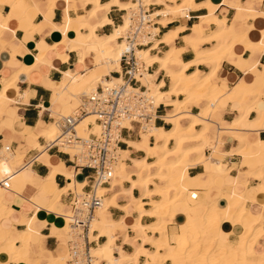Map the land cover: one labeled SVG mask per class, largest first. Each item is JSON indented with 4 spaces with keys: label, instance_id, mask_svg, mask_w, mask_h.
<instances>
[{
    "label": "bare ground",
    "instance_id": "1",
    "mask_svg": "<svg viewBox=\"0 0 264 264\" xmlns=\"http://www.w3.org/2000/svg\"><path fill=\"white\" fill-rule=\"evenodd\" d=\"M7 1L0 0V4L4 5ZM74 1L51 0L50 10H48L52 12L59 2ZM85 1L94 5L90 17H95L99 12H108L110 5H115L121 12L127 13L123 17L124 22L115 27L110 35L103 37L98 36L96 32L98 28L105 27L106 23L100 22L98 27L92 26L89 22L90 17H83L80 21V29L85 31L84 33L71 35L66 27L62 31L65 36L64 40L49 49L57 53L58 62L63 63L68 61L69 52H75L78 49L84 51L85 54L93 51L99 58V64L93 69H88L85 59H81L80 64L83 65L84 74L76 71L66 72L63 74L62 81L54 84V87L58 88L54 93V101L57 102L62 96H67L71 102L78 103L75 109L82 102L81 96L87 93L90 88H92L91 91H96L99 85L105 86L109 83L122 81H117L111 75L112 71L117 69L118 63L121 64L124 49V43L118 39L130 24V11L135 9L138 4L144 2L146 5L164 7L163 10L154 12L153 15L161 16L156 19L161 26H168L177 21L183 23L189 17L190 12L209 6V3L198 6L196 0H167V2L165 0H136V2L127 4H122L119 0H111L110 5H100L98 0ZM21 2L22 8L19 14L22 15L24 11L29 9L30 1L16 0L12 2V5ZM168 16H173V19H168ZM11 18L12 15L9 16V19ZM252 19L264 21V14L254 13ZM71 22L72 19L67 18V23ZM109 23L111 24V22ZM44 25L51 27L52 30L57 29L55 25L47 21ZM204 25L216 26L217 30L207 34V28ZM6 29H8L7 22H0V40H2L3 31ZM185 29L186 26H181L165 34L161 40L155 41L152 51L157 50L158 45L174 44ZM253 29H255V25L247 23L246 31L238 33L235 27L228 26L226 17L220 19L211 14L200 20L195 30L197 37L186 36L183 38L185 46L196 55L192 62L184 63L180 58L185 47L173 45L163 58L151 57L150 52H141L144 49L137 50V56L145 67V70L140 72L137 78L142 85L148 86L147 92L153 98L156 107L163 105L172 109V112L165 117V121L172 125V128L170 130L157 128L154 126L156 125L154 120H152L150 123L144 124L139 131L140 142H127L130 149L144 153L145 157L142 160L131 159L129 151L119 149V159L111 186L120 187L121 191L108 200L106 199L108 195L106 189H111V187L100 189V194L105 195V197L103 205L92 223L91 241L99 240L102 237L107 238V243L102 248L98 249L99 247H97V251L92 249L94 257L98 259L96 264L106 261L100 259L101 257L108 258L107 264H138L141 257L147 259L146 264H264V250H261L260 242L264 238V219L252 216L250 214L252 209L249 206L252 204L264 209V184H261L262 182L250 186V182L244 184L236 179L233 185L225 188L224 195L219 200L206 208L193 205L186 199L187 195L191 193L201 195L199 189H205L203 193H206L207 189L213 185L216 177L228 173L222 169L223 160L227 155H231L223 151L225 140L238 138L240 143H244V140L237 137L233 132L241 126L249 127L248 116L253 110L248 107V104L256 103L263 93V88L242 81L231 91H228V86L219 79L218 72L222 63L231 57H237L240 68L245 69L243 56L236 51L237 46H242L246 51L251 52L264 51V44L261 39L253 41L250 38V32ZM37 30L38 28L35 27L27 33L33 35ZM260 31L263 37L262 30ZM152 32L157 34L159 29L154 28ZM203 45H212V47L202 49ZM151 46L149 47L151 48ZM47 53H42L37 57L34 67L48 64ZM153 65H159L161 72L166 73L171 85L169 91L162 92L161 89L165 87V84H155V77L148 73V69ZM199 65L208 66L211 71L204 74L197 69L192 73H187L190 68ZM13 89L18 93L15 77L9 79L4 90H2L3 92L0 93V115L4 114L12 103L17 101L7 96L8 90L10 92ZM182 96L184 99L180 100L179 98ZM221 99L233 103L241 116L236 118L237 120L227 128L220 129L218 139L213 140L209 138V135L220 122L218 110ZM202 104H205L203 108H201ZM190 106L201 108L200 112L191 113ZM43 107L45 109L48 105ZM73 111L66 116L56 117L55 120L57 121L53 122L54 124H45L40 121L35 128H25V132L22 133L29 136L26 144L27 150L38 148L34 158L25 160L24 152H20L18 148L9 149L8 153L5 150L0 151V264H40L44 255L50 264H65L68 259L67 239H69L72 213L67 205L63 204L62 196L69 192L81 194L88 183H78L75 178V170L70 172L62 161H59L57 165L53 164L48 148L41 143L39 145L38 140L44 139L47 143L53 142L60 133L57 127L58 119L71 115ZM183 121L190 123L184 127ZM90 124L93 125L92 130L88 127ZM259 125L263 127L261 123ZM198 127L202 128L200 132H197ZM99 130L100 127L96 123L94 115H88L77 126L78 135L82 138H87L92 132L98 133ZM202 137H206V141L202 140ZM125 140L123 138L124 142ZM150 140H154L153 145L150 144ZM171 142H174L172 150L169 147ZM187 144L190 146L185 147ZM8 146L10 148L11 145ZM257 147L258 151L255 154H252L249 148H242L236 154L243 157L241 169L250 164L248 171L250 180L262 181L264 141L258 140ZM207 150L210 151V155L204 157V152ZM62 151L70 154L72 160L79 153L78 148L71 145H66ZM150 158L155 159V161L149 163L148 159ZM34 160L51 169L52 173L49 179H53L58 174H63L72 182L68 184L67 188L59 191L46 206L36 203L33 196L25 198L33 207V215L28 219L24 214L8 207L4 200L7 193H19L20 195L21 192L15 190L18 186H33L36 192L42 189V185L40 186L39 183L44 182L45 179L39 178L31 170ZM126 161H130L132 167ZM200 164L206 165L209 169V180L206 182L203 176L191 177L189 175V169ZM5 178H9V188H5L2 183ZM10 183L13 186H10ZM125 183L130 184L129 189L123 188ZM240 185L243 190H240ZM149 187H153V189ZM135 189L141 192L139 198H134L132 195ZM120 197L127 200L125 206L116 204V200ZM147 207L148 210H146ZM110 208L119 209L128 219L133 214L138 215V219L132 226L133 231L137 234L136 238L134 237L133 241L125 240L126 244L135 249L132 256L124 254L115 245L117 240L115 233L118 231L125 233L127 227L124 224V219L119 224L109 220L108 210ZM179 208L182 209L187 220L183 225L178 226V231L171 234L168 227L174 224ZM16 215L19 216V219H15ZM143 218L154 219L155 222L143 226L141 225ZM4 219L11 222L12 228L7 229L3 226ZM257 220L259 222H256ZM256 223L258 224L256 225ZM37 224H41L42 227L51 226L57 231L59 247L55 251H46L40 247L38 259L32 260L33 242L31 238L34 235L42 237ZM18 225H25L26 229L14 231L13 227ZM225 225L232 227L230 234L238 236L237 243L234 244L228 240L229 245L222 246L220 244L224 238ZM64 231H67V237L63 234ZM94 232H97L98 236L94 235ZM136 243L139 244L136 245ZM147 245L150 246L152 252L146 250L145 246ZM231 245L234 246L233 250L230 249ZM113 252H117L119 257H113L111 254Z\"/></svg>",
    "mask_w": 264,
    "mask_h": 264
},
{
    "label": "crops",
    "instance_id": "2",
    "mask_svg": "<svg viewBox=\"0 0 264 264\" xmlns=\"http://www.w3.org/2000/svg\"><path fill=\"white\" fill-rule=\"evenodd\" d=\"M11 1L14 2L16 0H8L4 5L0 4V22L3 23V21H6L8 26V29L3 31V38L2 40H0V93L3 92L2 90H4V86L7 82H9V79L15 77L18 93L14 89L10 92L8 90L7 96L8 98L15 99L20 103H18L17 101L15 103H12L11 107L8 108L4 114L0 115V149L7 143L13 147V150H15V148H18L20 152L23 153L25 150H27L26 144L29 138L28 135H23L26 127L35 128L37 127L40 121H43L45 124H54L52 121L53 118L55 119L56 117L58 118L62 115L66 116L70 114V112H72L77 105L76 103L71 102V100L67 96H62L57 102H55L54 93L58 90V88L54 87V84L61 82L63 79V74L66 72L76 71L84 74L85 71L83 69V65L80 64L81 59H85V64L88 69H93L97 64H99V58L93 51H89L87 54H85L84 51L78 49L75 52H69L68 61L63 63L58 62L57 53L52 50H49L53 46L58 45L59 43H61V41L64 40L65 36L63 35L62 31L66 27L68 28V31L71 35H79L80 33L85 32L80 29V21L83 17H90V13L94 9V5H92L91 3H88L85 0H75L74 2H59L53 9V11L50 12L49 8L51 0H29V9L24 11L25 14L23 13L21 15L19 14V12L22 8V2L15 3L14 5H12ZM98 1L100 5L111 4V0ZM119 1L120 3L122 2V4L130 3V0ZM207 3H209V6L207 8L190 12V18L188 17L187 19H185L183 23L177 21L174 23H170L168 26H162L167 28L162 30V34L160 35L161 38L159 40H161L163 36H165V34L176 30L181 26H186L185 31H183L179 35L178 39H176L174 44H162L158 48V51L155 52H151L153 50V45L151 46V48L149 47L148 49L140 51L150 52L151 57L153 56L157 58H163L165 54L172 49L173 45L183 48L185 47V51L181 54L180 58L184 63L192 62L193 60H195L196 55L193 51H191L185 46L183 38L186 36L197 37L195 30L198 27L200 20L202 18L210 16L211 14L217 16L220 19L226 17L228 26L235 27L238 33H242L244 30L246 31L247 23L254 24L255 29L250 32V38L253 41H259L261 39L264 44V21L261 19L254 21L252 19V15L254 13H257L259 15L264 14V0L260 3L259 6H257L258 2L256 0H196V4L198 6H200V4L203 5ZM111 6L112 5H110V9L108 12H99L95 17L89 18V22L92 26L98 27L100 22L106 23L105 27L98 28L96 32L97 35L100 37L110 35L115 27L121 25H116L117 21H119V17H124L126 14L125 13L119 16L120 13H122L120 9L115 5H113L112 7ZM163 8L164 7L157 9L154 12L161 11L163 10ZM10 15H12L11 19H9ZM67 18L72 19V22L68 24ZM168 19L173 18H171V16H168ZM44 21L55 25L57 29L52 30L51 27L44 25ZM109 22H111V24ZM35 27L38 28V30L36 31L37 33L35 32L33 35H29L27 32L33 30ZM204 27L207 28V30L211 29L212 32H215L217 30V27L213 25H204ZM155 28L159 29L157 27ZM260 30H262L263 37L261 35ZM165 46L168 47V49L164 54H162L163 56H160L159 54L162 53V49H165ZM211 47L212 45H203L202 49H209ZM236 51L243 56V65L245 69L240 68L238 63L239 60L237 57H231L229 58L230 60L228 59L227 61L222 63V66L218 72L219 79L222 83L228 86V91H231L236 85L244 81L247 84L258 85L262 87V94H264V51H246L242 46H237ZM42 53H47L46 60L48 64H43L38 67H34L37 57H39ZM197 69L204 74L209 73L211 71L210 67L199 65L198 67L190 68L187 73H192ZM121 71L122 68L119 62L117 69L112 72ZM148 73L155 77V84H165V87L161 89L162 92H167L171 89L170 80L167 78L166 73L164 71L161 72L159 65L151 66L148 69ZM111 75H114L115 77H113L117 81L121 80L117 73H111ZM142 86L148 89V86ZM179 99L182 100L184 99V97H180ZM256 103L251 102L248 104V107L253 110L248 116V120L250 122L249 127L243 126L242 129L235 130L233 132L238 135V137L243 139L244 143H240L238 138L227 139L224 141L225 144L223 151L231 155H227L226 158L223 160L222 169L228 173L223 176L216 177L214 179L213 185L209 189H207L206 193L200 191L201 195L194 193L187 195L186 199H188L193 205L203 206L205 208L211 206L215 201L219 200L224 195L225 188L233 185L236 179L244 184H248L250 182V186L258 185L261 182V184H264V170L262 171V181L250 180V175L248 173L250 164L242 167L241 169L240 165L243 162V157L236 154L242 148H249L251 153L255 154L258 151L257 141H264V98L258 99ZM44 105H48V107L45 108L46 110L43 107ZM219 105L220 109L218 110V114L220 115L221 119L218 126L216 127L218 130V134L213 140L218 139L220 129H222V127L220 126L221 123H224L225 125V127L223 128H227L241 116V114L235 109V105L227 101L226 99H221L219 101ZM160 106L162 108L160 109L159 116L162 119H158L156 121V125L154 126L157 128H163L165 130H170V128H172V125L168 124L165 121V117H167L168 114L172 112V109H164L163 105ZM204 106L205 104H202L201 108H203ZM201 108L193 107L191 113L197 114L200 112ZM189 123V121H183L182 125L184 127H187ZM259 123H261L263 127H260ZM201 129L202 128L200 127V130H197V132H200ZM248 136H251L252 141L249 139ZM15 138H20L21 142L19 145L18 142L14 140ZM140 141V136L139 140H125L126 144L127 142L137 143ZM39 143L43 144L41 140H38V144ZM121 150L129 151L130 158L134 160H142L145 157L144 153L135 151L133 149H130L129 147L127 149H124V147H122ZM139 153L142 154L141 157H132V154ZM36 154L37 151H30L27 154V160L34 158ZM206 154L210 155V151L207 150ZM49 156L53 164L57 165L59 161H62L70 172L75 170V178L78 183H84L85 178L88 175H91L90 170L75 168V166L72 165L71 160L68 156L58 153L56 150L49 151ZM130 166L132 167V163ZM31 170L39 178L45 179L44 182L39 183L40 186L42 185V189L36 192L33 186H18L15 190L21 192V194L19 195V193H7L5 195L4 200V203L8 207H11L16 211L24 214L28 219L33 215V207L27 200H25V198H30V196H33V199L36 203L41 206H46V204H49L52 201L53 197L59 191L67 188L68 184L72 182L71 180L65 178V175L63 174H58L53 179H49L52 173L51 169L45 164L40 163L38 161L32 163ZM87 172H89V174L85 175ZM189 175L191 177L203 176V179H205L204 181L206 182L209 180V169L206 167V165L200 164L194 168H190ZM124 185L125 184H123L124 189H129L130 184H128V187L126 188ZM10 186H13V184L10 183ZM150 189H153V187H151ZM106 190L109 191H107L108 195L106 199L110 200L114 196L119 194L121 188H114L111 186V189ZM214 190L217 191V194L216 192H213ZM240 190H243L242 186L240 187ZM136 191H139L138 196ZM132 195L134 198H139L141 196V192L140 190L135 189L133 190ZM193 195H196L197 199H193ZM70 200L71 198L69 196H65V194H63V204L70 206ZM116 204L119 206H125L127 204V200L123 197H120L116 200ZM249 206L252 209L250 211V214L252 216L264 219V210H261L257 205L249 204ZM146 210L148 209L146 208ZM108 213L109 220L113 223L119 224L122 222L123 219L125 220L124 224L127 227V231L125 233L121 231L115 233V236L117 238L115 245L117 248H120L124 254L132 256L135 252V249L131 245L126 244L125 240L129 239L133 241L136 238L137 234L133 231L132 226L138 219V215L133 214V216L128 219L125 217V214L123 212L116 208H110L108 210ZM15 219H19V216L16 215ZM186 220L187 219L185 214L183 213L182 209L179 208L175 216L174 224H171L168 227L169 232L171 234H174V231H178V226L183 225ZM154 222V219L143 218L141 220V225L148 226L153 224ZM2 224L7 229L12 228V224L11 222H9L8 219H4ZM37 228L42 237L34 235L31 238V241L33 242V254L31 255L32 260L38 259V250L40 247H43L46 251H55L59 247V240L56 236L57 231H55L51 226L42 227L41 224H37ZM25 229V225H18L13 227V230L16 232L23 231ZM231 231L232 227L228 225L224 226V238L220 241V244L222 246L229 245V241L234 244L238 242V236L236 234H230ZM102 238L104 239L100 238L101 240L99 242L98 249L102 248L103 245L107 243V238ZM222 241L224 245L222 244ZM260 242L261 250H264V238H262ZM138 244L139 243H136V245ZM145 248H147V251L152 252L150 246L147 245L145 246ZM98 249L94 248V250L96 251ZM230 249L233 250L234 246L231 245ZM116 253L117 252H113L111 254L113 255V257H119ZM45 258L46 255L43 256L40 264H50ZM100 259H104L107 262L109 261L107 257H101ZM146 261V258L141 257L139 259L138 264H146Z\"/></svg>",
    "mask_w": 264,
    "mask_h": 264
},
{
    "label": "built area",
    "instance_id": "3",
    "mask_svg": "<svg viewBox=\"0 0 264 264\" xmlns=\"http://www.w3.org/2000/svg\"><path fill=\"white\" fill-rule=\"evenodd\" d=\"M155 8L160 7L141 2L130 11V24L118 39L124 43L122 71L112 72L117 73L122 81L105 86L99 85L96 91L84 95L82 102L71 115L58 119L59 136L51 143L40 139L48 151L56 150L68 156L75 168L91 171V175L85 178L84 182L88 184L83 193L69 192L67 195L71 198L72 220L67 241L66 264H96L98 259L94 257L92 249L97 248L100 240L104 238L91 241L92 223L105 197L100 194V189L111 187L114 179L119 149L128 148L123 138L132 140L139 137L138 133L144 124L152 120L156 124L158 119H162L159 116L162 107L155 106L147 88L143 87L137 78V75L145 70L143 62L137 56V50L153 45L161 38L162 30L167 28L156 21L161 16H153ZM121 20L123 23V16ZM155 27L160 29L157 34L152 32ZM160 46L158 45V48ZM163 108L167 109L165 106ZM88 115L96 117L100 130L98 133H90L87 138H82L78 135L77 126ZM52 121L55 123L57 120L53 118ZM88 127L92 130L93 125L90 124ZM66 145L78 148L79 153L73 160L70 154L62 151ZM9 149L13 150V147L4 145L0 150L8 153ZM2 183L5 188H9V178H5ZM193 199H197L196 195H193ZM94 235H97V232H94ZM100 264L107 262L102 261Z\"/></svg>",
    "mask_w": 264,
    "mask_h": 264
},
{
    "label": "rangeland",
    "instance_id": "4",
    "mask_svg": "<svg viewBox=\"0 0 264 264\" xmlns=\"http://www.w3.org/2000/svg\"><path fill=\"white\" fill-rule=\"evenodd\" d=\"M123 1H128V0H123ZM166 2H167V0H165ZM257 2H258V5L257 6H259L260 5V3L263 1V0H256ZM130 3L131 2H136V0H130L129 1ZM179 3V2H178ZM160 8H162V7H160ZM160 8H156L155 10H157V9H160ZM154 10V11H155ZM123 14H125V13H120V15L119 16H121V15H123ZM85 15H86V13H85ZM171 18H173L172 16H171ZM119 24H122V20H121V18L119 17V21H117V23H116V25H119ZM212 32V30L211 29H208L207 30V34H210ZM100 34V33H99ZM210 46V45H209ZM168 49V47H166L165 46V49H162V53H160L159 55L161 56L162 54H164L165 52H166V50ZM163 56V55H162ZM114 76V75H113ZM115 77V76H114ZM90 91L92 90V88H90L89 89ZM87 91V93H85L84 95H86V94H88L90 91ZM83 95V96H84ZM83 96H81V101H82V98H83ZM181 98H183V97H181ZM264 98V94H262L261 95V97H259V99H263ZM260 101V100H259ZM259 103V102H258ZM78 104V103H77ZM192 106H190V108H189V110H192ZM192 112V111H191ZM214 112V111H213ZM212 112V113H213ZM220 126L223 128V127H225V125H224V123H221L220 124ZM243 128V126H241V127H238L237 128V130H239V129H242ZM197 130H200V127H198L197 128ZM217 134H218V130H217V128L216 127H214L213 128V130H212V132H211V134L209 135V138H211V139H215L216 138V136H217ZM237 137H238V135H236ZM249 139L252 141V138H251V136H249ZM14 140H16L17 142H18V145L20 144V138H15ZM132 140H139V137H134ZM202 140H204V141H206V137H202ZM150 144L151 145H153L154 144V140H150ZM6 146H8L9 144H5ZM173 145H174V142H172L171 144H170V149L172 150L174 147H173ZM188 146H190V145H185V147H188ZM11 147V146H10ZM125 149H127V147H124ZM30 151H32L31 149H29ZM29 150H25L24 151V155H25V160H27V154L30 152ZM38 150V148H36V150L35 151H37ZM27 151V152H26ZM234 151V150H233ZM142 156V154L141 153H139V154H132V157H135V158H138V157H141ZM205 156H209V155H207L206 154V152H204V157ZM155 161V159H149L148 160V162H154ZM129 166L131 165V163L130 162H126ZM132 170V169H131ZM130 170V171H131ZM152 172H154V171H152ZM89 174V172H87L85 175H88ZM125 188L126 187H128V184H126L125 183ZM200 191H202V192H205V189H199ZM213 192H216V194H217V191L216 190H214ZM136 193H137V196L139 195V191H136ZM65 195H67V194H65ZM67 208L70 210V206H67ZM147 209H148V207H147ZM261 209V208H260ZM261 210H264V209H261ZM256 222H259V220H257ZM258 223H256V225H257ZM216 232V231H215ZM66 237H67V231H64V233H63ZM67 241H68V239H67ZM222 244L224 245V243H223V241H222ZM65 264H66V262H65Z\"/></svg>",
    "mask_w": 264,
    "mask_h": 264
},
{
    "label": "trees",
    "instance_id": "5",
    "mask_svg": "<svg viewBox=\"0 0 264 264\" xmlns=\"http://www.w3.org/2000/svg\"><path fill=\"white\" fill-rule=\"evenodd\" d=\"M125 149V148H124Z\"/></svg>",
    "mask_w": 264,
    "mask_h": 264
}]
</instances>
